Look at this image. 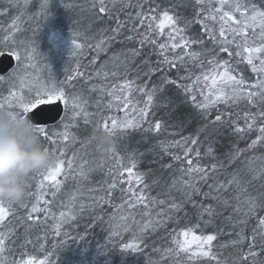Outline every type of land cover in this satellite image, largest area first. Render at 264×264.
I'll list each match as a JSON object with an SVG mask.
<instances>
[{"label": "snow or ice", "instance_id": "obj_1", "mask_svg": "<svg viewBox=\"0 0 264 264\" xmlns=\"http://www.w3.org/2000/svg\"><path fill=\"white\" fill-rule=\"evenodd\" d=\"M123 8L136 9L128 13L124 21L113 17L109 4L106 0H91L90 11H94L99 17L101 14H109V19L115 18L116 26L111 29L112 35L108 38L110 42H116L119 38L121 43L127 42L134 45L127 53L116 54L112 57L113 70L109 73L97 72L96 76L107 78L109 75L116 78L121 75L120 68L124 69L122 82L108 89L106 85H93L91 91L106 94L110 100L106 107H118L124 112L122 120L115 116L102 117L97 122V129L109 132L115 136L116 133L126 132L130 129H140L150 133H161L168 126L165 121L156 120L149 122L150 113L158 107L172 104L168 95L173 89L183 97L182 103L194 109L203 119V126L196 132L180 140L170 142L161 141L159 147L168 154L173 162H178L180 176L173 179L171 186L165 195L169 200L153 197L148 192L149 185L144 183V174H137L135 187L128 181L124 192V201L119 205L112 204L119 213V220L125 221L124 231H128L127 221L139 223L141 234L148 230H155L163 226L169 220L174 219V214L185 211L187 205L198 210L199 219L203 225H211L215 209L211 201H216L228 207L232 205L233 212L241 218L235 223L241 225L235 233V239L231 241L233 246L242 245L248 241V251L241 256L242 261L248 257L253 260L259 255L254 251L259 247L264 250V215H258V211L264 210V155H249L257 150L264 149V0H180L185 5L184 11H176L177 5L173 0H122ZM113 7L116 0H111ZM172 3V7H165ZM51 0H43L41 5L42 15L47 19L50 15ZM67 6V5H65ZM189 9H191L189 11ZM199 25V31L193 26ZM80 33L73 32L72 56L77 55L83 45L78 42ZM4 43L8 46V54L14 56L19 62L7 76L0 75V82L19 81L27 90L9 91L7 97L0 99V109H8L10 113H23L35 121L36 131L41 140L47 141L48 147L54 154L60 157L66 155V145L70 140H75L74 134L69 132V125L64 124V131L50 132L47 121L54 119L52 116L56 101H62L67 111L71 109V119L75 122L82 118L87 124L90 122L92 113L87 111V100L82 95H69L63 87H57L55 83L50 86L41 84L36 77L34 85L29 84L25 77L30 70L36 68L34 47L25 45L23 41H17L5 35ZM99 48V45L97 46ZM23 48V51H21ZM4 55L0 51V56ZM124 59H121V56ZM141 58L143 73L142 77L128 79L129 63L131 60ZM155 57V59H153ZM238 63L250 66L251 72L255 74L252 78H246L237 71ZM173 70L177 73L172 77ZM6 72L7 68L0 69ZM181 73H183L181 75ZM83 73L77 70L76 76H70L72 80ZM142 80L137 83V80ZM134 93L139 94L142 99H133ZM163 98V99H161ZM245 102L246 110L240 119L234 118L231 111L232 106H239ZM44 106V107H41ZM224 106V111L220 107ZM99 108V102L97 103ZM15 109V110H13ZM215 111L214 119H207ZM99 115V113H97ZM75 123L73 127H75ZM183 128V122L175 125ZM226 126L231 129L237 138L233 141L229 150L218 157L216 151L215 136L219 134L218 127ZM255 132V138L251 134ZM205 135L208 141L204 152H201V135ZM243 140L244 147H240L237 141ZM250 140V142H249ZM93 142V137L88 141ZM179 148V153L171 152L170 149ZM116 153V150L113 152ZM207 158L212 161L204 164ZM76 154L71 159L60 158L55 164L39 173L40 179L35 184L38 189L35 193H29L34 202L30 211H27L26 220L32 221L33 214L45 213L53 215L49 206L52 200L45 199L51 195L55 199L60 193L68 175L75 173L83 179H87V173L82 163L79 169L74 167ZM117 156V162L119 163ZM242 167H234L237 164ZM136 163L124 169L131 177ZM171 169L172 164L164 165ZM234 168L226 179H217L216 174L222 170L227 171ZM123 176V172L120 173ZM259 189L251 191L256 183ZM123 183V181H121ZM142 185V187H141ZM32 185L29 184V188ZM117 187L114 180L108 185V198L100 196L96 198L105 204H111V192ZM206 189V190H205ZM92 191V190H90ZM173 191L179 192L178 197H171ZM83 193L73 194L67 203H62L59 216L62 220L75 219L76 211L83 212L85 205L78 200ZM199 197L200 199H197ZM44 205V207L41 206ZM167 204V211H157L153 214V207ZM28 209L29 205L21 203H9L0 201V224H4L13 215V208ZM125 207L127 212L124 211ZM143 207L142 216L145 218L138 222L133 211ZM186 214V213H185ZM205 214L207 219H205ZM55 219V216H53ZM114 214L112 219H116ZM256 219V227L252 229L250 236H245L243 226L247 225L249 219ZM35 219H39L37 215ZM231 217L229 220L231 221ZM201 223L182 228L178 232L173 230V248L168 250L169 254L179 255L184 253L188 262L195 259L205 258L215 264H228L227 260L218 259V254L213 251V242L217 240L216 234H200L196 229L203 226ZM15 234L14 229L0 232V264H49L47 259L37 260L29 257L26 260H5L3 254L6 251V241H10ZM57 235L59 230L57 229ZM113 236H119V231H114ZM259 236V240L257 237ZM182 238V239H181ZM27 242V241H26ZM119 248L125 252H138L140 245L136 242L124 243ZM179 264V261H177Z\"/></svg>", "mask_w": 264, "mask_h": 264}, {"label": "trees", "instance_id": "obj_2", "mask_svg": "<svg viewBox=\"0 0 264 264\" xmlns=\"http://www.w3.org/2000/svg\"><path fill=\"white\" fill-rule=\"evenodd\" d=\"M42 2L43 0H0V45L5 44L4 38L7 34L10 39L23 41L25 45H30L36 49L34 61L36 68L32 70L34 74L30 70L25 77L27 82L35 75L37 76L38 69H41L42 78L40 77V79L42 83L44 82L49 86L55 83L57 87H63L69 95H82L87 100V111L93 114L89 123L86 124L82 118L73 122L69 108L67 111L65 110L63 118L58 123L47 126L50 132H62L64 131V124L69 125L68 130L74 134L76 139L67 142L65 157H60L58 154H55V157L56 160L60 158L71 159L75 153L74 167L79 169L80 165L86 161L84 169L87 173V179L71 173L55 199L49 193L45 199L52 200V203L47 207H50L53 215H48L47 219L44 218L45 213H39L33 214L34 219L32 221L26 220L27 211H30L31 204L34 202L30 195L23 202L29 205L27 210L19 206L14 207L13 215L4 224H0V232H7L9 229H14L15 232L11 240L6 241V251L3 254L5 260L20 261L31 256L37 262L47 259L49 264H177V261L179 264H215V262L207 261L205 258L188 262L184 253L179 255L168 253V250L175 246L173 244V230L178 232L182 228L197 223L203 225L199 219L198 210L190 204L186 206L184 212L174 214L173 220H169L163 226L157 227L155 230L150 229L143 234L140 232L139 223H133L130 220L126 222L129 230L124 231L123 224L125 221L119 220V213L112 206V204L119 205L124 201L125 196L121 189L126 190L128 185L122 180L123 176L120 173L131 167L132 162L136 163L135 170L147 173L145 183L149 185L148 192L150 195L166 201L169 200L170 197L165 193L168 192L173 179L178 178L179 164L173 162L171 157L162 151L159 143L161 141L180 140L182 137L191 135L203 126V119L194 109L183 104L182 95L173 89L168 94L172 99V110H174L170 116H167L168 106H163L155 108L149 117V122L152 123L156 120L165 121L168 125L166 129L159 134L150 133L143 130V127H147L145 124L140 129H130L126 132L118 131L114 136L116 153L102 159L96 144L94 142L88 143L97 129V122L101 121L102 117L111 116L122 120L124 113L118 107H106L110 98L98 91H91V88L93 85H106L110 90L112 86L122 82L125 78L123 67L120 68L121 75L116 78L111 77V75L107 78L97 77L96 73L105 71L110 73L113 70L112 57L116 54L127 53L128 49L134 45L127 42L121 43L119 38L116 42L109 41L108 38L112 35L111 29L116 26L115 18L109 19V14H101L98 17L94 11H90L91 0H51L50 15L47 19L41 12ZM106 2L111 9L110 14L113 17H118L121 21L126 19L128 13L134 14L136 11L131 7L124 9L122 0H116L114 7L111 0H106ZM132 2L135 3V0ZM173 3L177 5L176 11L182 12L184 15L188 14L184 11L185 5L180 3V0H173ZM164 6L171 8L172 3H167ZM193 28L195 31L200 30L199 25H194ZM53 32H61L72 41V33H80L77 39L83 45L82 49L78 50L75 56H72L71 51L59 54L51 41ZM0 49L3 52L8 51V46H0ZM124 58L122 55L121 59ZM128 59L130 63L127 78L142 77L141 58ZM77 70L83 75L69 80L70 76H76ZM237 71L246 78L255 76L251 72L250 66L243 63H238ZM176 76L177 73L173 70L172 77L176 78ZM34 84L35 82L32 85ZM12 90L23 91L27 94V90L19 81L0 82V99L7 97L9 91ZM98 102L99 108L97 107ZM219 110L224 111V106H221ZM244 110H246L245 102L231 108L235 114L234 118L239 119L241 126H243V120L240 117ZM215 114L216 112L213 111L207 119H214ZM180 122H183V128L175 126ZM74 123L75 127H73ZM173 125L174 128L172 129ZM178 131H181V135L178 134ZM218 132L219 134L215 136L213 142L218 141L216 151L218 157L222 158L237 138L226 126H219ZM253 133L251 138H255ZM205 135H201V140L205 141L207 145L208 141L205 139ZM41 141L50 147L47 141ZM237 142L240 147L245 146L243 140ZM170 151L179 153L181 149L172 148ZM249 155L259 157L264 155V149ZM117 156L120 158L119 163ZM202 162L209 164L212 161L205 158ZM167 164H172L173 167L171 169L164 167ZM238 166L241 167L242 165L238 163L234 167ZM233 170L234 168H229L227 171L222 170L216 174L217 179H226ZM39 179V175L31 179L29 184L32 187L29 188V193L38 191L35 184ZM114 180L117 182V187L111 192L112 203L105 204L98 201L96 198L100 196L105 197V199L108 198V185ZM255 185L259 188L258 182ZM80 192L83 193V196H79L78 200L85 205L83 212L76 211L75 219L62 220L59 213L61 211L67 212L68 209L62 208L61 204L67 203L73 194ZM172 193L176 197L179 196V192L173 191ZM197 199L200 198L197 197ZM211 203L215 209L211 225H203L196 229V232L198 235H217V240L213 242V251L218 254V259L227 260L228 264H264V250L259 247L254 249L259 253L255 260L252 257H248L247 261L240 259L248 251V241L245 240L242 245L238 246H233L231 241L235 239V233L241 228V225L235 223L241 217L233 212L231 204L224 207L216 201H211ZM41 206L44 207L43 204ZM152 210L153 214L157 211L166 212L167 204L153 207ZM124 211L127 212L126 207ZM143 211V207H138L133 211L138 222L145 219L142 216ZM114 214L117 216L116 219H112ZM37 215L39 216L38 220L35 219ZM258 215H264V210L258 211ZM229 217L232 218L231 221ZM205 219H207L206 214ZM254 227H256V219L251 218L247 225L243 226L245 236H250ZM57 229L59 235L56 234ZM114 231H119L120 235L118 237L113 236ZM257 239L259 240V236ZM131 242L140 245L138 252H125L119 248L120 245Z\"/></svg>", "mask_w": 264, "mask_h": 264}, {"label": "clouds", "instance_id": "obj_3", "mask_svg": "<svg viewBox=\"0 0 264 264\" xmlns=\"http://www.w3.org/2000/svg\"><path fill=\"white\" fill-rule=\"evenodd\" d=\"M93 142L102 159L116 150L114 136L103 128L95 130ZM55 162V154L41 141L28 115L13 116L0 109V201L24 202L31 179Z\"/></svg>", "mask_w": 264, "mask_h": 264}, {"label": "rangeland", "instance_id": "obj_4", "mask_svg": "<svg viewBox=\"0 0 264 264\" xmlns=\"http://www.w3.org/2000/svg\"><path fill=\"white\" fill-rule=\"evenodd\" d=\"M51 41H52V43H53V45H54V47H55V49L59 52V54L60 53H67V52H72V50H73V41L71 40V39H69L68 37H66V36H64L61 32H53L52 33V35H51ZM0 46H7L6 44H3V45H0ZM0 51H3L2 49H0ZM5 52H8V51H5ZM41 69L39 70L38 69V71H37V76L35 75V77L34 78H31L30 80H28V83L29 84H33L34 82L36 83V77H39V80H40V83L41 84H45L44 82L42 83V81H41V79H40V77L42 78V73H41ZM31 73H33L32 72V70H31ZM34 74V73H33ZM31 82V83H30ZM142 82V80H140V79H138L137 80V83H141ZM134 100L135 99H142V97H140L139 96V94H136V93H134V95H133V97H132ZM168 106V110H167V116H170V114L174 111V110H172L173 109V104H169V105H167ZM122 113H124V112H122ZM121 113V114H122ZM123 118H124V114H123ZM122 118V119H123ZM169 119V118H168ZM174 128V125H173V127H172V129ZM171 129V130H172ZM143 134V133H142ZM141 134V135H142ZM178 134L179 135H181V131H178ZM256 135V133L254 132L253 133V136H255ZM140 139H141V136H140ZM201 144H202V146H201V152L203 153L204 152V150H205V147H206V143H205V141H202L201 140ZM153 147V146H152ZM205 164H206V162H205ZM239 167V166H238ZM242 167V166H241ZM123 172V181L124 182H126L127 183V185H128V181H131L132 182V184H133V186L135 187L136 185H135V179H136V175L137 174H144V183H145V181H147V179H146V172H143V171H138V170H135V169H133V174H132V176L130 177L129 175H128V173L127 172H124V171H122ZM180 176V172L178 173V177ZM129 186V185H128ZM141 187H142V185H141ZM259 188L256 186V185H254V187L253 188H251L250 190L251 191H253L254 193H255V191L256 190H258ZM163 191H166L165 189H163ZM173 194V196H171V197H176L175 195H174V193H172Z\"/></svg>", "mask_w": 264, "mask_h": 264}, {"label": "water", "instance_id": "obj_5", "mask_svg": "<svg viewBox=\"0 0 264 264\" xmlns=\"http://www.w3.org/2000/svg\"><path fill=\"white\" fill-rule=\"evenodd\" d=\"M16 66V59L14 56L4 52V55L0 56V69L7 68L6 72L0 71V75H5L9 73ZM44 107V106H41ZM65 112V107L62 101H56L53 108L52 116L54 119L47 121V125H54L61 120ZM35 123V121H33Z\"/></svg>", "mask_w": 264, "mask_h": 264}]
</instances>
